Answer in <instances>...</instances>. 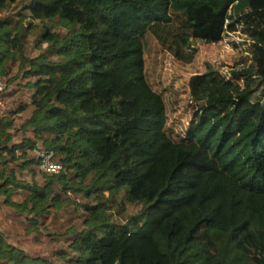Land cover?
<instances>
[{
    "label": "trees",
    "instance_id": "trees-1",
    "mask_svg": "<svg viewBox=\"0 0 264 264\" xmlns=\"http://www.w3.org/2000/svg\"><path fill=\"white\" fill-rule=\"evenodd\" d=\"M34 22L48 51L29 58ZM59 25L66 33L52 32ZM238 27L250 65L192 75V117L174 136L145 75L144 38L190 64L194 42ZM0 81V111L25 99L16 108L30 133L14 142L13 118L0 115V204L41 247L0 232V264H264V0H0ZM38 147L65 172L41 173ZM71 208L67 229L39 231Z\"/></svg>",
    "mask_w": 264,
    "mask_h": 264
},
{
    "label": "rangeland",
    "instance_id": "rangeland-1",
    "mask_svg": "<svg viewBox=\"0 0 264 264\" xmlns=\"http://www.w3.org/2000/svg\"><path fill=\"white\" fill-rule=\"evenodd\" d=\"M22 6L23 5L20 4L9 8L5 13L6 16L15 20V13L18 12ZM25 21L27 22V20ZM26 22H22L20 26L26 28ZM34 24L37 26L35 30H28L24 33V51L25 55L29 58H35L48 51L47 44H42L40 47L37 45V42L40 39L38 29H42L43 25L38 22H34ZM66 31V28L61 25L57 28H52V32H57L59 34H64ZM144 39L145 75L152 89L161 93L163 96L168 115V127L174 136H182L185 133L192 117L189 107L187 106L189 98L188 80L192 75L203 73L207 67L210 66L214 70L219 71L222 76L231 78L232 73L243 71L251 63L248 52L251 42L240 32V27H238V30L235 32H225L222 41L217 44H203L199 41L194 42L193 46L196 47L197 53L190 64H184L176 60L173 55L164 50L154 38L147 36ZM18 63L19 61L12 65L13 68L11 75H15L18 71ZM17 79V82L20 84L25 82V80L22 78L20 79V77ZM238 84L240 87H243L244 83L242 77L238 80ZM16 99L17 98L11 99L14 100L15 103L13 105H7V102L3 111H0V115L4 113L7 115V112L9 111L8 115L13 118L16 135L14 142L20 141L25 135H30L29 132L22 130L21 125L23 118H25L27 114L19 112L16 108V105L22 98ZM22 100L26 101L25 99ZM28 178L29 177L25 175L18 176L19 181H24ZM104 196L106 197L107 193H105ZM16 200L19 201L18 198H16ZM139 208L140 207L138 206L127 205L125 213L129 216L136 215L139 212ZM70 211H72V208L65 209L64 214L49 217L46 221V230L40 228L39 231H44V233H46V231L47 233H54L56 231L67 229L69 227L68 221ZM9 212L11 211L7 210L0 204V232L7 236L13 244L20 246L22 249L29 252L34 251L40 253L41 247L37 246L36 242L34 243L33 241L35 239L34 236H36L37 233L35 231L29 235L25 233L24 218L21 216L12 217L11 214H8ZM120 220L123 219L121 218ZM76 223L77 220H75L73 224ZM40 239L47 242V237L45 236H41ZM59 245L60 244H55L52 247H54L53 249H60ZM64 251L66 252L67 257H72L68 248ZM42 252L43 255H48L49 253L46 247L42 249ZM56 262L62 264V261L60 260Z\"/></svg>",
    "mask_w": 264,
    "mask_h": 264
},
{
    "label": "built area",
    "instance_id": "built-area-1",
    "mask_svg": "<svg viewBox=\"0 0 264 264\" xmlns=\"http://www.w3.org/2000/svg\"><path fill=\"white\" fill-rule=\"evenodd\" d=\"M4 85L0 81V96L3 93ZM0 106H3L0 100ZM33 155L38 163V169L41 173L46 175H58L65 172L63 165L54 159V153L51 151H46L42 148H35L33 150Z\"/></svg>",
    "mask_w": 264,
    "mask_h": 264
}]
</instances>
